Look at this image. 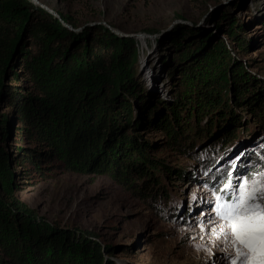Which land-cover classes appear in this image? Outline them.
<instances>
[{
    "label": "trees",
    "instance_id": "1",
    "mask_svg": "<svg viewBox=\"0 0 264 264\" xmlns=\"http://www.w3.org/2000/svg\"><path fill=\"white\" fill-rule=\"evenodd\" d=\"M59 16L62 21L29 0H0V264H59L63 252L17 197L23 179L47 176L55 168L110 169L136 185L147 177L157 183L151 167L169 178L172 171L186 175L151 157L148 150L157 145L137 134L131 101L137 41L101 24L75 32L67 26L73 28L74 21ZM228 34L240 47L248 45L237 33ZM224 48L220 40L204 54L197 47L196 54L179 57L196 56L186 78L190 87L179 88L173 102L150 108L155 111L148 123L162 132L160 147H188V153L202 155L230 144L238 127L264 121L263 82L254 79L248 86L239 80L236 62ZM237 109L245 116L236 115ZM193 137L207 139V148ZM240 157L242 164L246 156ZM92 249L87 256L99 264L103 253L99 246Z\"/></svg>",
    "mask_w": 264,
    "mask_h": 264
},
{
    "label": "rangeland",
    "instance_id": "2",
    "mask_svg": "<svg viewBox=\"0 0 264 264\" xmlns=\"http://www.w3.org/2000/svg\"><path fill=\"white\" fill-rule=\"evenodd\" d=\"M29 1L61 21L59 15L71 18L75 25L67 26L73 31L87 24H101L136 34L162 29L177 20L195 21L154 43L137 41V78L131 93L137 134L157 145L148 153L164 159L174 170H183L184 177L172 171L169 178L151 167L157 183L153 185L147 177L142 185H136L133 179L110 169L92 173L55 168L47 176L22 180L16 195L35 212L36 223L49 231L56 246L63 249L59 250V264H98L88 258L92 248L98 246L103 253L99 264H231L235 252L224 244V237L217 239L213 232L223 222L213 211L216 201L209 188L219 194L243 149L249 154L245 151L246 159L235 169L236 175L250 181L264 171V121L243 130L238 127L230 144L217 149L213 146L214 152L200 155L198 150L188 153V147H160L162 132L150 127L148 120L153 118V104L171 103L179 88L190 87L186 78L195 63L190 61L196 56L179 57L184 52L204 54L215 41L221 40L224 49L230 51L239 80L248 82V86L254 79L264 84V0L228 1L205 22L198 20L216 0ZM180 14L183 16L177 18ZM230 32L237 33L248 45L240 47ZM260 87L264 91V85ZM238 113L244 114L237 109ZM191 140L204 148L209 144L207 139ZM224 149L226 154L222 153ZM144 183L150 184L144 187ZM209 217L216 221L214 225H210ZM82 249L87 250L86 257L80 254Z\"/></svg>",
    "mask_w": 264,
    "mask_h": 264
},
{
    "label": "snow or ice",
    "instance_id": "3",
    "mask_svg": "<svg viewBox=\"0 0 264 264\" xmlns=\"http://www.w3.org/2000/svg\"><path fill=\"white\" fill-rule=\"evenodd\" d=\"M240 159L237 157L233 162L229 181L219 194L209 188L216 201L213 211L223 222L219 228L214 227L213 232L217 239L224 237V244L235 252L231 264H264V171L256 173L250 181L242 179L235 172L242 167ZM209 223L214 225L216 221L209 217ZM225 255L231 256L230 253Z\"/></svg>",
    "mask_w": 264,
    "mask_h": 264
},
{
    "label": "water",
    "instance_id": "4",
    "mask_svg": "<svg viewBox=\"0 0 264 264\" xmlns=\"http://www.w3.org/2000/svg\"><path fill=\"white\" fill-rule=\"evenodd\" d=\"M228 1H231V0H216L215 4L212 5V6H209L208 9L203 13L201 19H199L198 21L199 22H205L206 20H208L217 10L218 8L221 6V5H224L226 4ZM181 16L183 15H177V18H181ZM196 21V22H198ZM195 21L190 20V21H180V20H177L175 22H173L172 24H169L168 26L160 29H155V30H151V31H143L141 33H123L120 31V29H117L116 27L113 28V27H110V26H107L105 28L109 29L111 32H113L114 34L118 35L119 37L121 38H124V39H128V40H135V41H138L139 39H145V40H150L152 41L153 43L155 41H158L160 40L164 35L166 34H169L170 32L172 31H175L176 29H179L181 27H183V25L185 24H188V23H193ZM94 24H87V26H93ZM86 27V26H85ZM83 29L82 28H78L75 30V32H79Z\"/></svg>",
    "mask_w": 264,
    "mask_h": 264
}]
</instances>
